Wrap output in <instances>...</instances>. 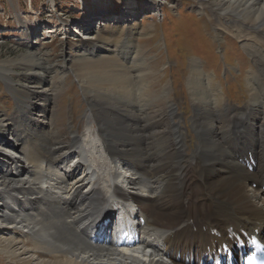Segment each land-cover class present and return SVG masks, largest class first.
<instances>
[{"label":"bare ground","instance_id":"bare-ground-1","mask_svg":"<svg viewBox=\"0 0 264 264\" xmlns=\"http://www.w3.org/2000/svg\"><path fill=\"white\" fill-rule=\"evenodd\" d=\"M151 1H128L123 11L142 3L143 14L155 11ZM195 1L196 11L214 13L217 38L227 30L248 52L246 106L236 109L221 97L220 84L195 58L186 83L198 144L187 154L185 128L174 122L171 135L159 128L155 101L165 98L167 89L159 95L150 91L146 58L135 40L145 33L132 10L122 25L121 18L113 21L97 9L76 20L75 29L84 25L86 37L75 56H64L65 68L77 61L83 67L77 82L86 93L106 89L118 103L90 107L86 132L72 131L66 144L54 132L48 89L40 92L42 106L18 105L6 126L11 141L0 139V235L10 239V264H207L209 250L226 234L218 238L212 230L264 232V197L251 185L264 177V0ZM95 17L100 28L91 26ZM22 28L17 42L26 47L30 66H45L30 70L45 87L50 64L35 48V32ZM135 63L139 72L133 85L129 68ZM10 71L0 67L8 80ZM166 111L173 118L177 107L168 101ZM100 152L106 164L92 158ZM248 154L254 156L253 172L246 170ZM119 201L134 205L144 221L135 228L144 240L131 250L98 242L104 234H97V225Z\"/></svg>","mask_w":264,"mask_h":264},{"label":"rangeland","instance_id":"rangeland-1","mask_svg":"<svg viewBox=\"0 0 264 264\" xmlns=\"http://www.w3.org/2000/svg\"><path fill=\"white\" fill-rule=\"evenodd\" d=\"M126 2L128 1L0 0V67L11 70L8 73L11 78L9 80L0 73V139L11 141V133L6 126L11 124V117L17 111L18 105L23 103L42 106L43 102L39 101L44 98L40 96L42 90H49L47 108L53 113L51 121L54 132L59 135L58 142L64 144L71 139L72 131L79 129L82 133L86 132L87 121L84 115L90 107L94 110L107 109L118 103L108 95L106 89L97 87L91 94H87L77 82L83 67L74 61L68 63L65 68L63 58L68 55L75 56L76 50L82 46L81 41L86 37L85 29H81L84 25L74 29L76 20L81 19L87 11L90 12L92 6H106L109 11L107 17L113 21L121 18L119 23L125 24L122 21L131 11L119 14L117 19L116 13L125 7ZM151 2L155 4L156 10L145 12L146 14L141 12L142 14L137 15L134 20L142 26L145 33L135 40L141 49L140 54L146 58L148 68L145 75L150 91L159 95L162 90L167 89V96L155 101L158 115L156 120L161 131L166 134L171 135L170 127L174 122L185 128L186 153L191 154L198 142L191 127V119L196 112L186 83L191 74L190 63L197 58L204 72L207 75L213 74V82L220 84L221 97L240 110L249 100L245 78L251 71V59L242 43L227 30L221 38L215 36L214 30L219 27L215 22L214 13H211L210 9L205 13L196 11L195 0ZM79 10H83L82 13ZM97 21L98 19L94 18L91 26L100 28ZM22 25L35 32V48L42 53L45 62L50 64L52 74L48 73V83L45 87L40 84L41 79L30 72L31 69L35 72L40 70L39 67L45 69V66H30L25 58L26 47L17 42L22 34ZM38 27H42V30L39 31ZM48 30L52 32L47 33ZM129 70L132 76L130 82L135 85L139 72L138 64L135 63L133 69L131 65ZM200 94L206 96L203 92ZM133 97L137 100L136 94ZM168 101L177 107L176 116L173 118L166 111ZM39 114L34 111L33 115L40 117ZM101 116L105 121L110 117L108 114ZM1 150L4 151L5 148ZM5 151L15 155L11 149ZM102 154H93L92 158L106 164L105 155ZM125 185L124 183V189ZM202 200L199 196L198 201ZM7 237L8 234L0 235V264H10L6 253L9 239Z\"/></svg>","mask_w":264,"mask_h":264}]
</instances>
